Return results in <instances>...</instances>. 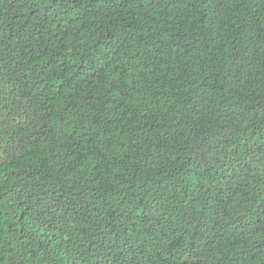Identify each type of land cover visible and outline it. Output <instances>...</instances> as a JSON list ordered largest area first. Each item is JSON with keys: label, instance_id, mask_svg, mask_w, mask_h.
Instances as JSON below:
<instances>
[{"label": "trees", "instance_id": "16d2710c", "mask_svg": "<svg viewBox=\"0 0 264 264\" xmlns=\"http://www.w3.org/2000/svg\"><path fill=\"white\" fill-rule=\"evenodd\" d=\"M0 264H264V0H0Z\"/></svg>", "mask_w": 264, "mask_h": 264}]
</instances>
